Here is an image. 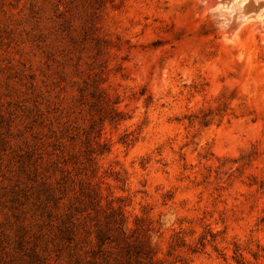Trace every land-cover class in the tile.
<instances>
[{"label":"rangeland","instance_id":"374dc122","mask_svg":"<svg viewBox=\"0 0 264 264\" xmlns=\"http://www.w3.org/2000/svg\"><path fill=\"white\" fill-rule=\"evenodd\" d=\"M253 3L0 0V264H264Z\"/></svg>","mask_w":264,"mask_h":264},{"label":"trees","instance_id":"16d2710c","mask_svg":"<svg viewBox=\"0 0 264 264\" xmlns=\"http://www.w3.org/2000/svg\"><path fill=\"white\" fill-rule=\"evenodd\" d=\"M114 222L118 225V229L123 227V217L120 215L114 219ZM100 243L105 242L108 239V236L104 232L99 231L96 235ZM126 258H133L136 264H154L153 254L151 249L145 243L135 244V245H126L124 249ZM144 261V262H143ZM117 264H121L118 262ZM122 264H131L130 260H126Z\"/></svg>","mask_w":264,"mask_h":264},{"label":"bare ground","instance_id":"6f19581e","mask_svg":"<svg viewBox=\"0 0 264 264\" xmlns=\"http://www.w3.org/2000/svg\"><path fill=\"white\" fill-rule=\"evenodd\" d=\"M231 0H222V3H223V5H224V3H229ZM254 2H258V1H260V0H253ZM217 2H219V0H207V3H208V5H214L215 3H217ZM239 2V1H238ZM254 4V3H253ZM234 5H237V4H234ZM247 5H245L244 7H242V8H240V9H238V7L236 6L235 7V9H234V12H235V16H236V19H240L241 21H243V19H245V15H247V13H248V11H250V10H248L247 9V7H246ZM210 7V6H209ZM259 9H261V11L263 12L262 13V18H260V22L261 21H263L262 19L264 18V6H260V7H258V8H256L255 9V7H251V10L253 11V10H256V11H258ZM233 11V10H232ZM233 12V13H234ZM233 17V16H232ZM236 22V21H235ZM239 24V23H238Z\"/></svg>","mask_w":264,"mask_h":264},{"label":"water","instance_id":"95a60500","mask_svg":"<svg viewBox=\"0 0 264 264\" xmlns=\"http://www.w3.org/2000/svg\"><path fill=\"white\" fill-rule=\"evenodd\" d=\"M253 6L255 7V9L258 8V7H260V6H264V1L263 0H260L258 2H255L253 4ZM234 25L237 26L236 24H234Z\"/></svg>","mask_w":264,"mask_h":264}]
</instances>
